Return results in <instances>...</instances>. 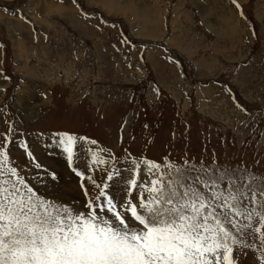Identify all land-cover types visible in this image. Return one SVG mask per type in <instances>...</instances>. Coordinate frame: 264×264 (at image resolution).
<instances>
[{"label":"rangeland","instance_id":"374dc122","mask_svg":"<svg viewBox=\"0 0 264 264\" xmlns=\"http://www.w3.org/2000/svg\"><path fill=\"white\" fill-rule=\"evenodd\" d=\"M237 4L0 0V144L12 126L13 142L26 141L42 167L18 143L12 166L77 207L79 178L52 139L67 132L121 157L215 161L238 179L253 174L249 187L264 191V0ZM89 147L75 148L82 171ZM255 260L250 248L239 253V264Z\"/></svg>","mask_w":264,"mask_h":264},{"label":"snow or ice","instance_id":"6c2138e0","mask_svg":"<svg viewBox=\"0 0 264 264\" xmlns=\"http://www.w3.org/2000/svg\"><path fill=\"white\" fill-rule=\"evenodd\" d=\"M13 131L0 144V264H239L245 248L264 264V191L249 187L253 174L238 179L215 161H154L126 149L121 157L86 136L55 133L79 178L83 200L74 208L47 198L51 181L34 187L12 166L18 143L42 167L26 141L13 142ZM78 142L90 146L86 171L74 166Z\"/></svg>","mask_w":264,"mask_h":264},{"label":"bare ground","instance_id":"6f19581e","mask_svg":"<svg viewBox=\"0 0 264 264\" xmlns=\"http://www.w3.org/2000/svg\"><path fill=\"white\" fill-rule=\"evenodd\" d=\"M202 1H203V0H202ZM205 3H206V2H205ZM202 5H203V4H202ZM210 26H211V25H210ZM228 32H229V31H228ZM218 34H219V33H218ZM24 88H25V87H24ZM36 110H37V109H36ZM34 113H35V112H34ZM35 149H36V148H35ZM36 151H37V150H36ZM57 162H58V161H57ZM45 163H46V162H45ZM50 164H51V162H50ZM39 177H40V176H39ZM63 178H64V176H63ZM40 181H41V179H40ZM70 184H71V183H69V185H70ZM52 185H53V184H52ZM73 185H74V184H72V186H73ZM60 186H62V185H60ZM63 187H65V186L63 185ZM50 188H52V187H50ZM67 188L72 189L71 187H67ZM67 188H66V189H67ZM64 189H65V188H63V190H64ZM66 189H65V190H66ZM65 190H64V191H65ZM74 190L76 191V189H74ZM54 191H55V190H54ZM64 191H63V192H64ZM67 192H68V191H67ZM71 192H72V190H71ZM74 193H75V192H74ZM75 194H76V193H75ZM69 196H70V195H69ZM71 198H72V196H71ZM68 200H69V199H68ZM64 201H65V200H64Z\"/></svg>","mask_w":264,"mask_h":264}]
</instances>
